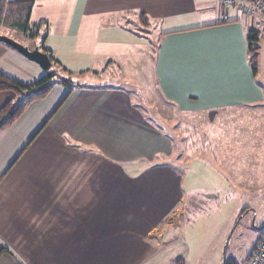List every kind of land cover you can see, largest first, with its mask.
Here are the masks:
<instances>
[{
    "label": "crops",
    "instance_id": "0c3cea01",
    "mask_svg": "<svg viewBox=\"0 0 264 264\" xmlns=\"http://www.w3.org/2000/svg\"><path fill=\"white\" fill-rule=\"evenodd\" d=\"M220 12L217 0H33L28 26H46L39 27V36L18 42L30 49L39 47L56 68L66 71L64 64L75 65L79 56L92 64V49L127 50L128 41L101 35L115 36L139 19L159 31L157 47L143 48L152 53L147 59L164 104L178 114L214 109V122L222 129H257L248 114L264 111V89L255 81L247 52L250 24L234 11L230 22L222 23ZM257 38L264 44V33L257 32ZM64 53L69 62L64 63ZM0 72L23 85L45 74L3 43ZM102 72L93 70L89 75L98 77ZM130 99L128 92L118 88L81 85L68 95L67 88L56 84L0 131V264H140L150 250L177 246L181 205L174 210L166 207L158 219L164 205L158 209L156 205H84L97 193L92 181L95 184L103 177L107 164L130 166L123 170L138 177L140 161H151L175 148L167 130L186 128L185 122L179 128L160 121L148 106L140 110L139 101ZM19 100L12 91H0V108ZM232 137L233 132L227 136L229 143L235 140ZM260 141L254 145L258 159L256 155L243 162H258L246 167L248 185L254 187L264 184V138ZM219 154L214 161L223 166ZM62 170L70 177L60 185ZM236 172L235 181L241 177ZM218 176L214 199L229 186L225 177ZM47 184L56 187L52 194H60L66 185L67 199L61 195L55 205H37ZM103 184L98 182L99 187ZM33 233L34 250L27 243ZM16 238L25 243L16 244ZM178 257L173 264H184ZM236 259L234 255L230 260L237 264Z\"/></svg>",
    "mask_w": 264,
    "mask_h": 264
},
{
    "label": "rangeland",
    "instance_id": "374dc122",
    "mask_svg": "<svg viewBox=\"0 0 264 264\" xmlns=\"http://www.w3.org/2000/svg\"><path fill=\"white\" fill-rule=\"evenodd\" d=\"M16 1L18 0H0L4 12L0 17V34L17 42H26L30 38L12 25L18 19L17 9L21 5L14 4ZM116 34L115 36L102 34L101 37L128 41L127 50L95 48L92 50L96 58L92 56V64L89 58L79 56L75 65L65 63L69 61L66 60L64 53L62 59L66 71L54 66L57 76L70 78L73 87L76 84L106 86L126 91L131 95L130 100L139 101L140 110L145 111L148 106L151 113H155V117L160 121L179 128H182V122H185L186 128L167 130L174 138L175 148L164 155H157L151 161H140L137 167L140 173L138 177H132L129 175L131 173H127L126 170L130 166H122L123 169L126 168L124 171L114 164H107L103 170L104 174H101L103 177L96 179L95 184L92 181L97 193H92L84 205H156V209L158 205H164L163 212L155 215L156 219L164 213L166 207L170 206L174 210L177 205H181L182 230L177 246L150 250L140 264H173L178 256H181L184 264H222L223 258L230 260L234 255H237V264H246L247 253L259 238L261 231L259 227L264 225V184L260 187L248 185L249 178L246 174H249V170L246 167L255 166L258 162L256 160L249 165L243 162L255 159L258 151L254 145L258 146L262 141L260 139L264 138V111L248 114L249 119H253L250 121L252 128L257 129L249 130L248 126H244L234 131L222 129L214 122H217L214 120V109L207 111L197 109V112L178 114L160 100L158 82L147 59V56L152 58L150 50L157 47L159 31L153 26L142 24L138 19ZM145 46L150 48L149 52L143 48ZM103 51L105 53H102ZM99 55L105 56L102 59ZM109 61L111 62L108 63ZM251 67L255 69L256 83L264 89L262 39L258 43L257 56ZM98 69H104L100 76L89 75ZM143 93H147L148 96L152 94L154 97L147 100V97L141 96ZM140 101H144V104ZM221 117L225 119L226 116ZM162 118L164 120H161ZM232 132L234 135L232 138L235 140L230 141V145L227 136L232 135ZM216 137L218 142L214 144ZM258 141L260 142L257 144ZM218 154L222 156V163L221 161L219 163L223 166L214 161ZM119 170L123 171L122 175L119 174ZM236 170L241 175L237 181L234 180ZM218 175L225 177L229 186H224L223 192L218 193L214 199V183L221 180ZM68 177H70L68 171H60L59 184H66ZM98 182L104 184L99 187ZM47 186L46 189L41 188L43 201L40 204V200H37V205H55V201L58 203L61 195L67 199L64 192L66 185L62 187L63 191L60 194H52L56 187L48 184ZM244 210V214L240 216ZM168 216L166 215V218ZM172 219L176 220V217ZM24 240L16 238L15 241L16 244L20 241L24 244ZM34 242L33 233L27 240L29 246H33L32 250Z\"/></svg>",
    "mask_w": 264,
    "mask_h": 264
},
{
    "label": "trees",
    "instance_id": "16d2710c",
    "mask_svg": "<svg viewBox=\"0 0 264 264\" xmlns=\"http://www.w3.org/2000/svg\"><path fill=\"white\" fill-rule=\"evenodd\" d=\"M14 4H21L17 9V18L13 27L18 30L23 35L32 39L40 35L38 29L41 26L46 25H34L32 27L28 26V19L30 10L33 4V0H18ZM3 12V5L0 4V17ZM12 16V15H10ZM45 33V30H42ZM46 35V34H44ZM247 52L249 54V61L253 63L257 56L258 50V38L257 32L249 30L247 35ZM49 56V55H48ZM51 59V57H50ZM54 61H52L51 68L45 72L44 76L41 77L36 82L23 85L15 81L14 79L4 75L0 72V91H12L19 101L16 103H8L0 108V131L4 128L12 125L19 116L22 115L24 110L34 101L45 98L50 91L54 88L56 84H60L63 87L68 89V95L74 88H80V85L72 86V81L69 78L58 77L54 71ZM252 74L255 73V69L252 67ZM245 210L241 213L240 216L244 214ZM225 264H235L232 260H225Z\"/></svg>",
    "mask_w": 264,
    "mask_h": 264
},
{
    "label": "built area",
    "instance_id": "2783aa9c",
    "mask_svg": "<svg viewBox=\"0 0 264 264\" xmlns=\"http://www.w3.org/2000/svg\"><path fill=\"white\" fill-rule=\"evenodd\" d=\"M217 3L222 23L230 22V11H234L249 22L250 30L264 33V0H217ZM247 264H264V226Z\"/></svg>",
    "mask_w": 264,
    "mask_h": 264
},
{
    "label": "water",
    "instance_id": "95a60500",
    "mask_svg": "<svg viewBox=\"0 0 264 264\" xmlns=\"http://www.w3.org/2000/svg\"><path fill=\"white\" fill-rule=\"evenodd\" d=\"M0 43H3L9 48L13 49L28 61L35 63L44 72L48 71L51 68L52 62L50 57L47 53L40 50L37 46L30 49L27 46H24L5 35H0ZM222 264H225L224 258Z\"/></svg>",
    "mask_w": 264,
    "mask_h": 264
}]
</instances>
